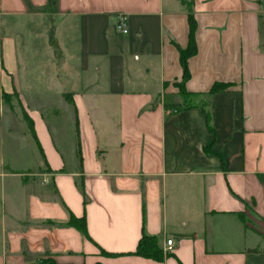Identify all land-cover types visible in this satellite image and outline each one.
I'll return each mask as SVG.
<instances>
[{"label": "crops", "instance_id": "1", "mask_svg": "<svg viewBox=\"0 0 264 264\" xmlns=\"http://www.w3.org/2000/svg\"><path fill=\"white\" fill-rule=\"evenodd\" d=\"M49 255L264 264V0H0V264Z\"/></svg>", "mask_w": 264, "mask_h": 264}, {"label": "trees", "instance_id": "2", "mask_svg": "<svg viewBox=\"0 0 264 264\" xmlns=\"http://www.w3.org/2000/svg\"><path fill=\"white\" fill-rule=\"evenodd\" d=\"M189 23H190V33H189V46L186 49H181V62L184 69V75L182 81L178 84L180 87V94L183 98L182 104L180 105V109L189 108L196 105V97L198 96L196 93H192L186 90L184 84L186 80L190 77V71L188 67L189 58L196 54L197 45L195 39V31H196V20L191 12L189 14ZM228 87V83H215L212 89L208 92L209 95H212L215 92L224 91ZM203 104V103H202ZM204 105V104H203ZM209 128L213 130L212 126V113L210 110L206 111ZM135 253L138 255L151 257L157 260H162L165 256L164 249H162L159 245V237L156 235H149L144 233L140 242L135 250ZM38 264H69L59 262L55 257L49 255L39 261Z\"/></svg>", "mask_w": 264, "mask_h": 264}, {"label": "built area", "instance_id": "3", "mask_svg": "<svg viewBox=\"0 0 264 264\" xmlns=\"http://www.w3.org/2000/svg\"><path fill=\"white\" fill-rule=\"evenodd\" d=\"M125 21H126V17H121V19H120V21L118 23V28L121 29L122 32L127 33L128 32V28L126 26ZM174 243L175 242H174V239L173 238L167 239V245H168L167 250L169 248H171L174 245Z\"/></svg>", "mask_w": 264, "mask_h": 264}, {"label": "rangeland", "instance_id": "4", "mask_svg": "<svg viewBox=\"0 0 264 264\" xmlns=\"http://www.w3.org/2000/svg\"><path fill=\"white\" fill-rule=\"evenodd\" d=\"M183 99V98H182ZM252 227H256V229H260V226L256 223V222H254L253 224H252Z\"/></svg>", "mask_w": 264, "mask_h": 264}]
</instances>
